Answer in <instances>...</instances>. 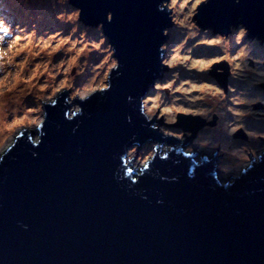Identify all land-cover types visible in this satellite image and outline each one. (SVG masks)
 Instances as JSON below:
<instances>
[{"label": "water", "instance_id": "95a60500", "mask_svg": "<svg viewBox=\"0 0 264 264\" xmlns=\"http://www.w3.org/2000/svg\"><path fill=\"white\" fill-rule=\"evenodd\" d=\"M70 2L92 27L113 12L104 34L119 75L110 69V89L74 101L82 113L71 121L64 115H72V87L61 88L54 105H42L41 143H32L35 130H22L0 153V264H264V149L227 185L205 128L219 117L178 114L170 125L174 113L154 111L151 129L139 113L166 78V47L158 49L168 40L162 30L175 25L157 11L160 0ZM196 13L212 35L243 22L264 41V0H204ZM217 68L209 76L226 93L228 72Z\"/></svg>", "mask_w": 264, "mask_h": 264}, {"label": "rangeland", "instance_id": "374dc122", "mask_svg": "<svg viewBox=\"0 0 264 264\" xmlns=\"http://www.w3.org/2000/svg\"><path fill=\"white\" fill-rule=\"evenodd\" d=\"M2 1L3 3L5 1V6L4 9H0V15L5 14L9 25L19 24L21 27L27 25L26 31L34 30L37 33V36H44V38H47V36L44 35L45 33L51 35L56 31H60V37H58L57 40L51 41L52 47H55V44L59 39L68 36L70 33V26L55 22L49 13L42 14L38 19L29 15L31 14V11H33V13L36 11L35 9L32 10L36 3L43 4L46 0ZM203 1L204 0H176L177 9H179L180 4H186V7L183 10L176 13L177 17L182 18L183 14L190 10L196 12L197 6ZM0 7H2L1 3ZM16 12L18 13L17 15ZM26 12L28 13L29 21L21 20ZM193 17L194 16L191 17L192 21ZM174 25L175 26L171 29L167 30L168 41L165 58H170L172 55L178 54L181 58L188 56L189 59L184 61L183 64H176L171 69L167 68V73L165 71L166 78H163L158 82L162 87L149 90L151 106L153 103L157 104L158 107L154 109V111L157 112H161L165 107L183 106L189 108H212V111L208 112L206 116L199 117L211 120L219 117L215 125L212 127H206V129L221 153L219 166L223 182L227 183V181L233 176L239 175L244 167H247L252 154L255 153V155L258 156V150L264 149V136L260 135V133H264V77L256 75V72L259 71V69L251 62L245 73L236 72L235 77H233V64L238 61L229 62L224 54L218 51L219 46L214 43L216 36L210 35V32H203L199 28H197L198 31L196 36H187L190 31L189 29L183 28L180 25ZM85 31H87V29H85ZM0 35H5V33L0 32ZM186 36L187 39H185ZM73 40L79 42L71 51H66V49L71 47ZM85 42H87L88 48L77 57L72 67L68 68L67 61L75 56L76 51L82 47ZM93 44H99V40L89 32L88 39L85 41L81 36V29H78L76 33L71 34L69 43L62 45L61 48L52 53L51 56L46 55V53H41L40 56L36 57L28 65L25 74H27L28 69L33 67L36 63L50 61V63H48V70L45 71L43 75H40L38 79L33 81V83L38 86H43L44 84L49 86L43 88L42 91H37V89H33L32 91L37 92V95L39 96H51L52 99H55L61 89L59 87L60 83L67 81L72 85L73 113L76 107H79L74 101L80 99L78 95H74L73 93L77 90L83 92L90 87H94L99 84L101 80H103L104 83H107V78L105 79V77H107L110 69H112L111 62L113 58L109 56L111 48L108 47L107 41L104 45H99V47H93ZM261 44H264V41H262ZM176 49H179L178 53ZM25 54L26 53H21L20 56L16 57V60H20ZM196 61H201L209 66L204 69H200L199 66L188 67V65ZM214 65L218 66L216 71L224 73V70H227L228 77L226 86L234 88V92L230 93L228 87H226V93L223 92L215 79L209 76V71ZM220 68H224V70L222 69V71ZM65 69H67V71H65ZM173 73H176L177 75L173 76ZM0 75H2V73H0ZM185 80L189 81V83H184L183 86L185 89L189 88L190 84H196L197 86L200 84H209L210 88L204 92L193 90L186 94L183 91H173L175 88L180 87ZM168 83H171V88L163 87L164 84ZM20 86L22 87L23 85ZM216 88L224 94V100H220L215 105H211L212 101L217 99V97L211 96V90ZM56 89L59 90L57 91ZM257 92L258 94L251 97L252 94ZM185 95L188 97L203 96L205 99L196 101L182 99ZM157 97H159V99H157ZM230 97L244 98L249 102L244 105H231ZM173 98L178 99L173 102ZM48 102L50 101L35 99L31 93H29V96L27 97V103L30 107L34 105L41 108V112L31 113L33 117L38 115L43 116L42 105ZM259 103L262 107L256 108L259 107ZM220 105H224V107H221ZM228 106L248 112L247 116L239 120L244 127L236 131H241L245 138H247L246 140H243L245 138L234 139L236 132L229 135V127L233 125V122L236 121L237 118L225 110ZM178 114L191 115L174 113L173 116L175 119ZM37 128L36 125H32L13 129L11 132H8L0 126V153L14 141V137L22 130H35L36 139L38 137L36 131ZM249 132L255 133V135H248L247 133ZM245 154L248 155V160L246 161L243 159Z\"/></svg>", "mask_w": 264, "mask_h": 264}, {"label": "clouds", "instance_id": "9594fccd", "mask_svg": "<svg viewBox=\"0 0 264 264\" xmlns=\"http://www.w3.org/2000/svg\"><path fill=\"white\" fill-rule=\"evenodd\" d=\"M233 2L234 4L239 5L241 3V0H233ZM208 3L209 0H205L206 6L208 5ZM185 7L186 4H180L179 9H177L176 0H171V3H169V0H160V3L157 5V11L166 12L167 19L172 23L189 29L190 31L188 32L187 36H196L198 31L197 28H199L200 30L202 29L197 26L196 22L191 20V17L197 15V13L190 10L184 13L182 18H178L176 15L178 11L183 10ZM34 9L36 11L34 13L33 11H31V14H29L30 16L38 19L42 14L49 13L55 22L70 26V33L68 36L59 39L55 44V47H52L51 41L57 40V38L60 37V31H56L51 35L45 33L44 35L47 36V38H44V36H37V33L34 30L26 31L27 25H25L24 27H21L19 24L9 25L5 14L0 15V32L5 33V35H0V73H2V75H0V126H2L8 132H11L13 129L24 128L32 125H36L38 127L41 123H43V116L38 115L33 117L31 115L32 112H41V108L34 105L31 107L29 106V104L27 103V97L29 96V93H31L37 100L50 101L53 105L56 103V101L52 99L51 96L42 97L37 95V92L32 91L33 89L42 91L43 88L49 86L47 84L38 86L34 84L33 81L38 79L40 75H43V73L48 70V63H50V61L44 63H36L33 67L28 69L27 74H25V70L32 62V60L40 56L41 53H46V55L51 56L52 53L60 49L62 45L68 44L71 39V34L76 33L78 29H81V36L85 41L88 39L89 32H91L99 40V44H93V47L104 45L107 41V37L104 34V24L110 23L113 19V12L108 11L105 13L104 21L97 23L94 28L92 26L86 25L81 20L82 9L73 5L70 0H46V2L43 4L36 3L32 10ZM85 29H87V31H85ZM206 32L210 31L206 30ZM161 34L163 37L167 36L166 27L162 30ZM210 35H212L211 32ZM187 36L185 37V39H187ZM167 41L165 40L159 45L158 52H163L164 48L167 46ZM78 42L79 41L77 40H73L71 43V47L66 49V51H71L76 47V44ZM261 42L262 41H260L256 36L250 34L249 28L243 22L229 25L226 31L216 35V39L214 41V43L219 46L218 51L223 53L225 58L228 59L229 62L238 61L237 63L233 64V77H235L236 72L245 73L248 70L250 62L259 69V71L256 72V75L259 77H264V44H261ZM107 45L111 48V51L109 52V56H111L112 53L115 52V49L111 43L107 42ZM86 48H88L87 42L83 43L82 47H80L76 51L75 56L67 61L68 68L72 67L77 57H79ZM176 51L178 53L179 49H176ZM21 53L26 54L17 61L16 57L20 56ZM188 59V56H184L183 58H181L177 54L172 55L170 58L161 57L159 58V63L162 67L166 66V68L171 69L176 64H183L184 61ZM198 62L201 61H196L188 65V67L191 68L199 66L200 69H204L209 66L208 64L202 62L198 64ZM111 68L115 69L116 74L119 75V63L117 59L112 60ZM65 71H67V69H65ZM176 75V73H173V76ZM106 78L107 77H105V79ZM161 80L162 79L158 80L157 83H154L153 87L161 88L162 85L158 83ZM184 83H189V81L185 80L180 85V87L175 88L173 91H183L186 94L193 90L204 92L206 90H209L210 88L209 84H200L199 86H197L196 84H190V87L185 89L183 86ZM20 85L23 86L21 87ZM59 87H72V85L67 81H63L60 83ZM110 87L111 83H104V81L101 80L99 84L95 85L94 87H90L83 92L77 90L73 94L78 95L81 100H86L91 92L96 91L97 89L100 92H104L105 90L110 89ZM163 87L171 88V83L164 84ZM56 90L58 91L59 89ZM228 91L231 93L234 92L235 89L232 87H228ZM211 96L217 97V101L224 100V94L220 92L218 88L211 90ZM127 99L129 102L133 101L132 97H128ZM157 99H159V97H157ZM176 99L178 98H173V102H175ZM182 99H190L192 101H196L204 100L205 98L203 96L188 97L187 95H185L184 97H182ZM230 100L231 105H244L249 102L247 99L237 97H230ZM217 101H212V104L215 105ZM144 104L146 105L147 101H145ZM220 106L224 107V105ZM157 107L158 105L155 103H153L151 107H144L138 103L139 113L144 118V121L146 123L152 120L154 109ZM260 107H262V105L259 103V108ZM225 110L237 118V120L233 122V125L229 127V135H231L238 129L244 127V125L240 123L239 120L247 116L248 112L242 109H234L231 106L226 107ZM211 111V107H165L161 110L160 115L163 116L165 113H185L191 114L193 116L204 117L208 112ZM81 113V108L76 107L71 116H69L68 113L65 112L64 117L67 121H71L74 117H77ZM157 119H159V116L157 117ZM128 120L130 122L131 118L129 117ZM165 123L174 124L176 123V119L174 116H169L167 119H165ZM149 125L151 129L156 127L152 124ZM75 130L76 129L74 128L73 131L75 132ZM160 131L163 132L165 136L175 135V133H173L172 131L164 128H160ZM238 132L242 134L241 131ZM235 134H237V132ZM247 134L255 135V133L251 132ZM260 135L264 136V133H260ZM246 139L247 138L243 140ZM32 143L38 144L41 143V140L39 138L33 139ZM193 143L197 144L198 147H204V143L200 142L199 140L193 141ZM261 153H264V151H262ZM261 153L258 156L253 154L252 162H259L261 160ZM32 156L36 157L37 153L32 152ZM159 158L165 159L166 154L161 155ZM243 159L245 161L248 160V155L245 154L243 156ZM252 162L247 164V169H250L252 167ZM148 167V164L144 165L145 169H147ZM124 175L125 177L129 176L127 172H125ZM155 175H159L158 170L156 171ZM239 177L240 175L233 176L230 180L227 181V185H231L232 182ZM191 178L193 177L192 173L190 172L189 179ZM160 179L164 180L165 177L161 176ZM173 179L176 178L173 177ZM132 181L133 183H135L137 180L132 179ZM157 203H162V201L158 200ZM24 227L26 228L27 225H24Z\"/></svg>", "mask_w": 264, "mask_h": 264}, {"label": "flooded vegetation", "instance_id": "af4514ba", "mask_svg": "<svg viewBox=\"0 0 264 264\" xmlns=\"http://www.w3.org/2000/svg\"><path fill=\"white\" fill-rule=\"evenodd\" d=\"M170 125H172V124H170ZM191 154L195 157V159L198 158V157H200V160L203 159V158H206V157L202 156L199 152H196V151L195 152H192ZM211 158H215V156H212Z\"/></svg>", "mask_w": 264, "mask_h": 264}, {"label": "bare ground", "instance_id": "6f19581e", "mask_svg": "<svg viewBox=\"0 0 264 264\" xmlns=\"http://www.w3.org/2000/svg\"><path fill=\"white\" fill-rule=\"evenodd\" d=\"M27 11V10H26ZM18 13L16 12V15H17ZM22 20H27V21H29V17H28V13L26 12L24 15H23V18H22ZM256 94H258V92L257 93H254V94H252V96L251 97H253L254 95H256ZM260 94V93H259ZM260 95H262V94H260ZM214 101H217V99H214ZM218 102V101H217ZM211 105H213V104H211Z\"/></svg>", "mask_w": 264, "mask_h": 264}, {"label": "trees", "instance_id": "16d2710c", "mask_svg": "<svg viewBox=\"0 0 264 264\" xmlns=\"http://www.w3.org/2000/svg\"><path fill=\"white\" fill-rule=\"evenodd\" d=\"M1 5H2V7H0V9H4V6H5V1H4V3H3V1L1 0ZM22 20V19H21Z\"/></svg>", "mask_w": 264, "mask_h": 264}, {"label": "snow or ice", "instance_id": "6c2138e0", "mask_svg": "<svg viewBox=\"0 0 264 264\" xmlns=\"http://www.w3.org/2000/svg\"><path fill=\"white\" fill-rule=\"evenodd\" d=\"M201 63V62H198V64Z\"/></svg>", "mask_w": 264, "mask_h": 264}]
</instances>
